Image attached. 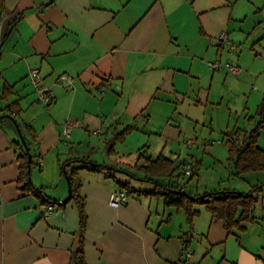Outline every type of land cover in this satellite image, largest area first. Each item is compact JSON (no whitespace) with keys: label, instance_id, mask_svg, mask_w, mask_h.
I'll return each mask as SVG.
<instances>
[{"label":"crops","instance_id":"1","mask_svg":"<svg viewBox=\"0 0 264 264\" xmlns=\"http://www.w3.org/2000/svg\"><path fill=\"white\" fill-rule=\"evenodd\" d=\"M260 5V38L251 47L255 52V45L260 46L258 69L245 66L240 50L232 53L237 57L226 61L240 69L246 67L252 77L260 75L261 79L264 0ZM251 6L255 9L253 3ZM20 13L23 19L12 28L14 17ZM250 14L249 10L244 15L235 14L233 0H3L0 264H77L81 217L76 202L67 201L70 190L63 167L69 162L87 160L136 174L133 168L145 165L146 158L162 157L175 167L198 165V174L188 185L197 194L232 189L222 188L218 182L223 180L218 177L210 184L198 185L210 160L220 168L229 166L236 176L230 160V136L236 135L243 142L244 135L260 123L264 82L255 114L246 115L248 127L243 123L230 130L229 124L223 135L224 150H214L216 142L208 145L209 141L203 140L207 142L202 147L203 156L199 152L184 156L178 146L184 131L183 117H188L178 105L195 90L197 99L192 98V103L201 104L202 95L208 103L216 79L219 84L222 80L245 84L249 75L234 76L221 64L225 61L221 51L228 44L219 37L226 33L228 41L234 43L230 31L245 24ZM242 34L240 39L245 38ZM201 45L205 52H199ZM205 59H215L222 68H207ZM33 70H39L50 89V105L38 102L29 78ZM209 73L210 84L204 87L203 79L208 81ZM64 77L74 78L72 87L65 89L60 84ZM7 116L20 126L34 162L30 180L43 191L45 201L21 189L20 156L27 151L13 119ZM66 120L78 123L67 143L62 136ZM124 131L122 138L119 134ZM131 140L138 142L135 163L127 160L133 154L128 152ZM117 144H123L122 153ZM257 146L264 150V128L259 131ZM73 169L87 217L84 264H183L187 250L192 252L191 262L211 264L207 246L219 244L215 239L223 237L225 228L209 212L199 210L202 221L197 218L195 226H190L183 209L167 207L162 199L143 195L141 191L152 189L143 188L144 182L79 164ZM199 178L196 187L193 182ZM179 181L183 184L188 179ZM119 182L130 183L138 192H125L126 205L113 207L110 197L121 191ZM258 183L251 185L253 189L264 184ZM197 232L207 234L208 245L194 244L191 236Z\"/></svg>","mask_w":264,"mask_h":264},{"label":"rangeland","instance_id":"2","mask_svg":"<svg viewBox=\"0 0 264 264\" xmlns=\"http://www.w3.org/2000/svg\"><path fill=\"white\" fill-rule=\"evenodd\" d=\"M261 1L263 0H233L235 14L244 15L248 10L251 14L245 24L240 23L238 26L233 27L234 31H230V35L234 38V44L237 45L241 51L240 54L242 55L243 62H245V66H249L255 71L258 69L260 63V46L259 44L255 45V52L251 50V47L255 41L260 38L261 15L259 9ZM250 3L254 4L255 9ZM257 10L259 11L257 12ZM241 32H243L242 35H245L243 39H240V36H238ZM257 35H259V37H256ZM214 46H216V44H214ZM225 46V49L221 51L223 60H225L221 61V64H225L224 66H226L227 63H231L226 60H231V57L236 56L230 52L229 46ZM205 49L204 45H201L199 52H205ZM205 60H207L204 61L207 68H210V63L220 64L218 61L215 62V59ZM241 71V75H249L245 84L235 83L237 80H234V83L233 80H227L226 82L222 80L219 84V80L216 79L213 83V95L208 103L205 101V96L202 95V103L198 105L193 104L192 98L197 99V91L195 90V93H189L185 96V101L178 105L181 110H183L184 116L187 115L189 117H183L184 131L181 141L178 143V146L180 144L179 147L182 149L184 156H187V154L189 155L190 152L193 154L199 152V155L203 156L204 151L202 147L207 143L206 141L203 142V140H207L210 143L216 142V144L213 145L216 146L215 148L211 146L214 150H224L225 148L222 144L223 135L227 131V126L229 124H231L230 130L235 128L237 124L241 126V124L244 123V126L246 125L248 127V123L245 122L247 121L246 115L255 114L260 104V92L263 91L262 84L264 82V76L261 79L260 75H254V77H252V75H250L252 73H250V70L246 69V67L241 69ZM211 76L212 73L206 75L208 81H206L205 78L203 79L202 85L204 87H208L210 84L209 80ZM196 119L199 120V123L195 122ZM190 139L195 141V148L189 149L186 146V142ZM136 144H138L136 140H131L129 142L130 151L128 152H132L133 154H131L130 157H128V155L127 160L131 163H135L138 159L137 149H135ZM178 146L176 148L179 150ZM116 148L122 153L123 144H117ZM99 154L101 156L103 155L102 152ZM205 158L209 160L208 155L205 156ZM214 177L223 180V182H218L222 188H234L238 192L244 194H249L253 190L252 186L259 185V181L264 183V174L262 173H248L244 175L243 178H237L233 175L232 169H230L229 166L220 168L210 160L209 163L205 164L201 177L202 184H199L200 186L198 185V187L204 184H210ZM199 180L200 178L195 179L193 182L196 187ZM142 187L151 189L152 185L143 183ZM192 192L194 194L196 193L195 190ZM255 197L259 200L253 214L256 218L255 221L245 224V230L243 231L236 229L229 234L225 230L222 232L223 237L221 239L220 236H217L215 240L220 243L207 246L208 253H206V256H208V262L211 264H264V187L260 192L255 194ZM199 210H204L205 213H208L204 205L195 206L197 214L190 226H195V222H197L196 219L202 217L198 213ZM200 221H202V218ZM193 234L191 239H193L192 241L195 242L194 244L196 246L203 247L204 245H208L206 238L207 234L199 232H197V235L195 233Z\"/></svg>","mask_w":264,"mask_h":264},{"label":"trees","instance_id":"3","mask_svg":"<svg viewBox=\"0 0 264 264\" xmlns=\"http://www.w3.org/2000/svg\"><path fill=\"white\" fill-rule=\"evenodd\" d=\"M0 8H3V0H0ZM22 19V13L16 15L11 23V27L14 28V26ZM258 117L260 119V123H258V126L254 131L244 135L243 142H240L239 139H236V135L230 136V160L234 163L236 170L235 175L239 178H243V176L248 173H264V150L258 148L257 146L259 131L264 128V100L259 107ZM126 132L127 131L120 133L119 136L123 138ZM20 158L22 161L21 177L19 182L21 189L31 191L36 196L45 201L43 191L36 189L30 180L31 170L34 165L33 159L31 161V166L29 167L28 153L23 152ZM140 158L141 157H139V160ZM90 163L92 162L87 160L83 162L74 161L65 164L63 167V173L65 174L67 172V175L70 178V199L76 202L81 217L80 248L75 254L77 264H84L83 241L87 217L85 214L84 199L79 195L78 190L75 187L74 178L76 171L73 168L75 165L79 164L82 167L92 171L115 172L110 169L113 167L104 165H97L94 167L90 165ZM197 166L198 165L194 166L193 174L187 177L179 171V165L175 167V164L172 161L161 157L157 160L146 158L145 165H136L133 168L136 174L128 170L122 171L128 173V177L131 179L152 185L151 190L141 191L143 195L162 199L165 206L167 207L183 209L186 213L188 224L193 222L194 217L197 214L195 211V206L204 205L206 210L212 216L213 220L216 222H221L229 234L236 229L240 231L245 230V224L254 222L256 219L253 214L257 208L259 200L255 197V194L261 191V189L264 187V184L255 187L249 194H244L234 189L204 194H194L191 189H189L188 185L198 174ZM176 170L179 171V175H177V177L174 176ZM181 178H187L188 181L180 184L179 180ZM174 179H177L175 183ZM118 184L121 187V191L126 192L127 194L138 192L131 186L130 183L125 184L119 182ZM183 246L186 250L187 247L185 244Z\"/></svg>","mask_w":264,"mask_h":264},{"label":"built area","instance_id":"4","mask_svg":"<svg viewBox=\"0 0 264 264\" xmlns=\"http://www.w3.org/2000/svg\"><path fill=\"white\" fill-rule=\"evenodd\" d=\"M219 40L222 42H227L231 53L233 54L238 53L239 47L235 45L234 43L228 41L226 33H222L221 36L219 37ZM209 66L212 70H219L222 68L220 64H215V63H210ZM225 67L234 76H238L242 72L240 68L233 66L232 64H226ZM29 78H30V82L32 86L34 87L39 103L43 105L51 104L52 97H51L50 89L44 85V82L40 75L39 70L31 71ZM73 83H74V78H71V77H64L62 81H60V84H62V86L65 89L72 87ZM76 127H78V123L76 121H72V120L65 121L63 125V129H62V136L66 143L71 138L72 130ZM210 144L212 143L209 142L208 145ZM194 145H195L194 140H188L186 142V146L188 148L193 147ZM194 166H195L194 163L181 164L179 171L182 172L187 177H189L193 174ZM126 202H127V194L123 191H120L119 193H114L110 197V205L113 207H121L123 205H126ZM48 214H51V209L48 211ZM191 257H192V252L187 250L183 264H195L190 261Z\"/></svg>","mask_w":264,"mask_h":264},{"label":"water","instance_id":"5","mask_svg":"<svg viewBox=\"0 0 264 264\" xmlns=\"http://www.w3.org/2000/svg\"><path fill=\"white\" fill-rule=\"evenodd\" d=\"M7 118H9V119H13V121H14V124H15V126H16V128H17V130H18V133H19V135H20V138H21V140H22V143H23V145H24V148L26 149V151H27V153H28V155H29V167L31 166V161H32V156H31V153H30V150H29V148H28V145H27V143H26V141L24 140V137H23V134H22V131H21V129H20V126H19V124L17 123V121L13 118V117H11V116H7ZM2 119V117H0V120ZM83 162V161H82ZM90 165H92V166H94V167H96L97 165L96 164H94V163H90ZM111 170H113V171H115V172H117V173H120V174H125V175H129L128 173H126L125 171H122V170H118V169H114V168H110ZM65 175H66V179H67V182H68V185H69V190H70V195H69V197H68V199H67V201L70 199V197H71V183H70V178L68 177V175H67V172L65 173ZM67 201H65V202H67Z\"/></svg>","mask_w":264,"mask_h":264}]
</instances>
